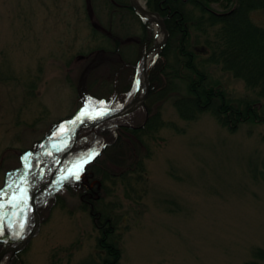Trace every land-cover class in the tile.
I'll list each match as a JSON object with an SVG mask.
<instances>
[{
  "label": "rangeland",
  "instance_id": "rangeland-1",
  "mask_svg": "<svg viewBox=\"0 0 264 264\" xmlns=\"http://www.w3.org/2000/svg\"><path fill=\"white\" fill-rule=\"evenodd\" d=\"M86 2L0 0V187L6 171L19 166L21 152L77 112L80 79L89 62L84 57L101 43L94 39L88 15L99 31L123 43L116 55H99L100 68L86 76L81 91L107 97L110 85L117 84L120 94L127 92L142 53L143 24L109 0H89V11ZM251 17L264 27V10ZM150 28L147 50L157 43L156 24ZM208 71L233 99H255L243 81L220 67ZM146 104L154 113L156 105ZM161 113L180 132L164 128L157 141H148L151 157L133 191L120 180L103 182L97 175V183L85 176L93 191L99 186L96 200L102 199L118 222L120 264H246L256 248H264V124H245L230 133L209 114L183 121L171 101ZM83 191L67 188L56 195L58 204L53 199L39 209L36 234L15 256L24 264L95 262L100 232L89 208H83L94 196L82 202ZM9 259L5 253L4 260Z\"/></svg>",
  "mask_w": 264,
  "mask_h": 264
},
{
  "label": "trees",
  "instance_id": "trees-1",
  "mask_svg": "<svg viewBox=\"0 0 264 264\" xmlns=\"http://www.w3.org/2000/svg\"><path fill=\"white\" fill-rule=\"evenodd\" d=\"M109 1L114 9L118 6L124 13L135 14L129 2ZM148 2L149 8L164 18L169 33L165 48L149 70L150 90L147 102L156 105L154 113H148L146 102L133 115L98 126L96 132L97 144H101L100 154L83 168L78 175L80 181H72L68 185L71 189L73 186L84 187L80 195L82 202L94 196V202L90 205L84 203L86 206H83L84 209L89 208L95 227L100 232L95 256L97 260L91 264H120L123 247L121 235L117 232L118 222L109 215L110 207L105 205L102 199L96 200L98 198L95 194L100 192L99 186L93 191L90 185L84 182L85 176L90 174L95 180L97 175H100L103 182L111 179L114 183L121 181L128 192L133 191L135 182L145 176V160L151 157L148 141H157V134L164 128L178 130L175 125L161 117L165 102L171 101L183 121L194 122L209 114L222 128L232 133L243 124H264V27L256 24L251 17L253 12L264 10V0ZM214 5L221 10L214 8ZM89 20L92 30L94 29V39L101 43L84 57L89 59V62L80 79V109L122 107L135 92L137 64L152 38L150 23L139 19L144 32L142 40L139 41L142 53L133 65L127 92L120 94L119 86L114 84L106 91L109 96L98 97L99 93L81 91V86L85 84L86 76L89 77L93 70L100 68L99 55H116L123 42L105 31H99V24L91 18ZM105 43L110 46L114 43L115 47L111 49ZM91 55L96 56L91 58ZM211 66L220 67L221 71L243 81L246 88L253 92L255 99H233L219 82L212 79L208 71ZM72 118H62L49 129L46 145V140L43 139L29 150L21 152L22 165L20 163L10 172H21L23 165L28 164L26 158L34 160L32 166L54 161L60 154V144L70 132ZM88 142L92 143V134L87 129L81 132L70 160L85 157L90 148L87 147ZM17 185L15 176H7L6 182L0 187V199L10 197L17 191ZM49 196L50 194H46L40 197L39 209L43 208L46 200H51ZM56 198L57 196L53 199ZM2 214L3 204L0 203V215ZM11 264L24 263L19 256H15ZM246 264H264V248H256L253 251V259Z\"/></svg>",
  "mask_w": 264,
  "mask_h": 264
},
{
  "label": "water",
  "instance_id": "water-1",
  "mask_svg": "<svg viewBox=\"0 0 264 264\" xmlns=\"http://www.w3.org/2000/svg\"><path fill=\"white\" fill-rule=\"evenodd\" d=\"M130 1H131V5L134 8V10H136L141 15V17H143L145 19H148L152 23H155L158 26V28H159L160 34H163L162 41H160L158 43H155V45L153 47H151L144 54V56L141 58L139 66H138V71L141 72L143 74V77H144V91H143L142 98L140 100L132 99V101L127 106H125L124 108L116 110V111H113V112H110V113H103V112L96 111V112H92V113H89L88 115H86L84 117V119L81 121V123L79 124V126L77 127V129H76V132H75L76 136H75L74 143L70 147H68V150L65 152V154L55 164H49V165L37 167V169L34 171V173L31 176L30 182H33L35 175L38 174L41 170H44L45 168H54L56 173L59 171V168H60L62 162L71 153V151H72V149L74 147V144H75V142L77 140L78 134H79L80 130L83 127H85L87 125L91 126L92 132H94V137H96L95 128L97 127L98 124H100L102 122H105V121H109V120H113V119H116V118H120V117H124L126 115H129V114L133 113L134 111L138 110L145 103V101L147 99V96H148V92H149L148 69L151 66V63H152L153 59L164 48V46L166 44V41H167V38H168V32L166 30V27H165L163 19L158 14L152 13V12L148 11L147 9L139 6L135 2V0H130ZM137 84H138V80H137ZM137 90H138V87H137ZM93 115L99 116L100 119L98 121H96V122H87V120L89 118H91V116H93ZM92 154L93 153H91V155ZM38 192H36V194L31 197V210L34 213V215L36 216L37 221L39 220V218H38V213H37V209H36L35 199L34 198L38 194ZM36 227H38V223H37ZM35 228H33L32 231H30V232H26L21 237L20 241H19V239H16V240L9 239L8 243H10V242L16 243V246L12 247V250H11L13 252L12 253V257H13V255L15 253H17L19 251L20 246L23 245V243L27 242V241L23 242V240H22L25 236H27L28 234L31 237L35 235V233H36L35 232ZM4 254H5V250H3L2 254L0 255V264L2 263V260L4 259L3 258Z\"/></svg>",
  "mask_w": 264,
  "mask_h": 264
},
{
  "label": "bare ground",
  "instance_id": "bare-ground-1",
  "mask_svg": "<svg viewBox=\"0 0 264 264\" xmlns=\"http://www.w3.org/2000/svg\"><path fill=\"white\" fill-rule=\"evenodd\" d=\"M135 2L137 4H139V5H141V6L144 7V3H143L142 0H135ZM159 36L160 37H159V40L158 41L160 42L161 41V38H162V35L159 33ZM137 80H138V91L136 92V95H134V96L131 97L130 100H132V99L140 100L142 98V96H143V91H144V77H143V74L141 72H139V74L137 76ZM14 240H16V239H14ZM22 240H24V239H22ZM19 241H20V239H19ZM12 244L14 245L16 243L13 242V243H9V244H5L4 245L5 252H7V253H11L12 252L11 251L12 250V248H11ZM1 264H6V262L5 261H2Z\"/></svg>",
  "mask_w": 264,
  "mask_h": 264
},
{
  "label": "snow or ice",
  "instance_id": "snow-or-ice-1",
  "mask_svg": "<svg viewBox=\"0 0 264 264\" xmlns=\"http://www.w3.org/2000/svg\"><path fill=\"white\" fill-rule=\"evenodd\" d=\"M93 155H95V154H93ZM92 157H89V159H91ZM75 174V173H74ZM76 175V178L78 179L79 178V176H78V174H75Z\"/></svg>",
  "mask_w": 264,
  "mask_h": 264
}]
</instances>
